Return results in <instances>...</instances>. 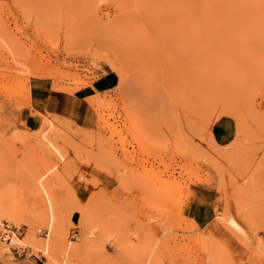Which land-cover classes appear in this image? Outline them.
<instances>
[{
    "label": "rangeland",
    "instance_id": "1",
    "mask_svg": "<svg viewBox=\"0 0 264 264\" xmlns=\"http://www.w3.org/2000/svg\"><path fill=\"white\" fill-rule=\"evenodd\" d=\"M0 209V264H264V0H0Z\"/></svg>",
    "mask_w": 264,
    "mask_h": 264
},
{
    "label": "crops",
    "instance_id": "2",
    "mask_svg": "<svg viewBox=\"0 0 264 264\" xmlns=\"http://www.w3.org/2000/svg\"><path fill=\"white\" fill-rule=\"evenodd\" d=\"M37 90V101L32 100V104L34 101V106H37L40 108L42 105L44 107H47L45 105H48L49 103L46 102L49 97H51L53 94L51 89L43 82V83H37V85L34 87ZM43 91V92H42ZM41 94V96H40ZM43 95V99L41 98ZM57 98H62L64 101L67 99H74L79 100V97L76 95H65L63 93H56ZM73 96V98H72ZM81 101V100H79ZM43 102V103H42ZM42 103V105H40ZM57 103H55L54 108L56 109ZM42 111L43 109L46 110V108H40ZM66 109H68V106L63 105V113H65ZM37 110V109H36ZM35 120V115L28 109L27 114L25 117V123L26 126L31 127V124ZM225 133H228V129L225 127L224 129ZM218 197V192L215 187L211 186L210 184L203 183V182H197L193 183L190 189V193L183 199V202L181 204V214L185 219L187 220V224L189 226L193 227H204L206 226L214 217L215 214V203L216 199Z\"/></svg>",
    "mask_w": 264,
    "mask_h": 264
},
{
    "label": "bare ground",
    "instance_id": "3",
    "mask_svg": "<svg viewBox=\"0 0 264 264\" xmlns=\"http://www.w3.org/2000/svg\"><path fill=\"white\" fill-rule=\"evenodd\" d=\"M0 210H2V209H0ZM9 212L14 216V218H17V219H19V218H20V219H23V218H24L20 213H18L17 210H15V209H13V208L10 209ZM51 214H52V213H51ZM247 216H248V215H247ZM49 217H50V216H49ZM53 218H54V217H53ZM47 220H48V219H47ZM231 220H232V219H231ZM232 221H234V220H232ZM53 222H54L53 219H50L49 222H48L49 225L51 226V228L54 226V223H53ZM230 222H231V221H230ZM236 228H237V227H236ZM57 237H58V236H56V235L54 236V235H53V237H51V238L49 239V241H50V243H51L50 246L52 247V250L55 249V246H56L55 243L57 242ZM47 240H48V239H47ZM44 241H45V240H44ZM39 242H40V241H39ZM45 242H46V241H45ZM48 243H49V242H48ZM48 243H47V244H48ZM40 244H41V243H40ZM48 247H49V246H48ZM51 247H50V248H51ZM43 248H44V247H43ZM53 252H54V250H53ZM45 253H46V252H45ZM46 254H48V253H46ZM52 254H54V253H52ZM52 254H50V255H52ZM52 256H53V255H52Z\"/></svg>",
    "mask_w": 264,
    "mask_h": 264
},
{
    "label": "built area",
    "instance_id": "4",
    "mask_svg": "<svg viewBox=\"0 0 264 264\" xmlns=\"http://www.w3.org/2000/svg\"><path fill=\"white\" fill-rule=\"evenodd\" d=\"M18 229L12 225L9 222H3V232H2V237L4 239H9L11 241V235L15 233Z\"/></svg>",
    "mask_w": 264,
    "mask_h": 264
}]
</instances>
